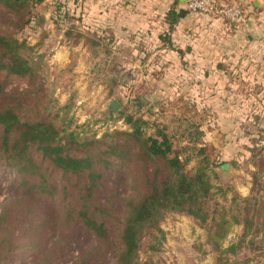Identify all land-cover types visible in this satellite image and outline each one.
I'll return each instance as SVG.
<instances>
[{
  "label": "rangeland",
  "instance_id": "1",
  "mask_svg": "<svg viewBox=\"0 0 264 264\" xmlns=\"http://www.w3.org/2000/svg\"><path fill=\"white\" fill-rule=\"evenodd\" d=\"M153 1L136 0L142 12L140 29L124 44L113 45L100 30L101 0H36L31 22L9 31L24 42L21 53L35 68L37 83L17 77L5 80L7 100L13 105L20 101L24 117L54 118L61 126L75 128L84 125L86 134L98 137L128 129L125 115L133 114L148 121L149 134L158 127L166 129L175 149L188 160V172L209 157L213 215H227L226 236L220 243L223 248L235 245V253H221L225 249L209 238L213 220L201 223L168 213L161 222L166 233L161 249H148L150 240L145 238L142 263L264 264V34L261 50L247 47L245 35L244 45L235 43L236 31L261 6L248 4L251 10L236 24L193 13L187 0H162L159 5H166V12L151 15L145 8L157 4ZM217 1L240 6L236 0ZM262 5L261 9L264 0ZM171 10L182 14L174 23ZM1 22V29H7ZM114 99L120 108L110 112ZM1 174L0 202H5L15 193V176L12 171ZM104 184L122 196L129 192V179L111 172ZM50 209L42 200L33 218L23 219L15 230L17 242L28 244L34 238L43 250L22 249L1 264H74L82 249L96 246L83 229L68 241L58 231L39 228ZM122 211L118 206L114 215L120 217ZM109 228L114 234L115 226ZM115 256L114 244L105 254V264H113Z\"/></svg>",
  "mask_w": 264,
  "mask_h": 264
},
{
  "label": "trees",
  "instance_id": "2",
  "mask_svg": "<svg viewBox=\"0 0 264 264\" xmlns=\"http://www.w3.org/2000/svg\"><path fill=\"white\" fill-rule=\"evenodd\" d=\"M35 2L0 0L1 24L8 26L0 27V176L1 171H12L15 176L14 195L0 202V264L22 249L43 250L34 238L28 244L15 240L18 224L32 219L42 200L51 209L39 228L58 231L68 241L83 229L95 239L96 246L82 249L74 264H105V254L114 244L113 264H155L140 260L142 243L148 237V249H161L166 239L161 222L168 213L185 214L201 223L213 220L215 229L209 238L218 249H225L221 253L234 254L235 245L223 248L220 243L226 236L227 215L217 219L213 215L209 157L204 156L188 172V160L175 149L166 129L158 127L149 134L148 121L133 114L125 115L128 129L98 137L86 134L84 125L75 128L61 126L54 118L24 117L23 104L7 100L5 80L17 77L37 83L35 68L21 53L24 42L9 31L14 25L24 28L31 22ZM180 15L171 10V22ZM109 172L129 179L127 195L104 184ZM258 179L255 175L256 184ZM118 206L123 210L120 217L114 215ZM111 224L116 228L114 234ZM54 250L61 249L50 251Z\"/></svg>",
  "mask_w": 264,
  "mask_h": 264
},
{
  "label": "crops",
  "instance_id": "3",
  "mask_svg": "<svg viewBox=\"0 0 264 264\" xmlns=\"http://www.w3.org/2000/svg\"><path fill=\"white\" fill-rule=\"evenodd\" d=\"M124 0H101L100 3V26L103 36L107 43L111 42L113 45H122L125 40L131 35H134L140 29L139 17L141 15L140 6H136V0H127L128 2L121 5ZM149 2L151 0H148ZM162 0H157V4L154 6L145 8V12L151 15L163 14L166 12L164 7L161 6ZM172 1V0H169ZM185 1V0H180ZM156 0L153 1L155 3ZM241 6H244L246 12L249 13L251 6L248 4L253 3L254 6H261L263 0H236ZM167 0H164V4ZM259 8V13H256L251 18H248L244 27H240L236 31V36L239 38L235 41L237 45H244L243 35L248 39L247 47H250L253 51L262 49L261 36L264 34V8ZM95 9V8H93ZM91 9V13L93 12ZM96 10V9H95ZM168 11V10H167ZM194 13V12H193ZM94 14V13H93ZM252 15V14H251ZM93 20V19H92ZM93 24V22H91ZM94 24H97L96 22ZM99 25V24H98ZM62 26H66L65 24ZM98 28V27H97ZM240 40V41H239ZM253 57L259 60L258 55ZM258 64V62L256 63Z\"/></svg>",
  "mask_w": 264,
  "mask_h": 264
},
{
  "label": "built area",
  "instance_id": "4",
  "mask_svg": "<svg viewBox=\"0 0 264 264\" xmlns=\"http://www.w3.org/2000/svg\"><path fill=\"white\" fill-rule=\"evenodd\" d=\"M187 5L194 13L225 17L236 24L242 22L244 18L243 7L239 4L226 6L220 5L216 0H187Z\"/></svg>",
  "mask_w": 264,
  "mask_h": 264
},
{
  "label": "water",
  "instance_id": "5",
  "mask_svg": "<svg viewBox=\"0 0 264 264\" xmlns=\"http://www.w3.org/2000/svg\"><path fill=\"white\" fill-rule=\"evenodd\" d=\"M108 106H109L110 112H116L120 108V103L118 100L114 99L110 102Z\"/></svg>",
  "mask_w": 264,
  "mask_h": 264
}]
</instances>
